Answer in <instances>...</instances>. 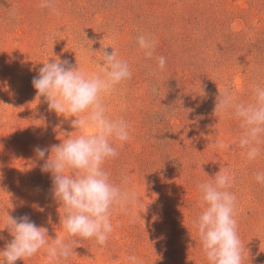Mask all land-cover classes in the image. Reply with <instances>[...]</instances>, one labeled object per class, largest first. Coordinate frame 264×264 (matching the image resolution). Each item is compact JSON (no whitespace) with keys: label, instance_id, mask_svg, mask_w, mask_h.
Segmentation results:
<instances>
[{"label":"rangeland","instance_id":"1","mask_svg":"<svg viewBox=\"0 0 264 264\" xmlns=\"http://www.w3.org/2000/svg\"><path fill=\"white\" fill-rule=\"evenodd\" d=\"M18 1L4 2L15 14L10 21L0 17V248L12 238L4 229L10 216L28 214L49 239L67 236L49 174V187L32 189L30 173L39 168L34 146L79 131L74 117L58 116L36 96L33 77L55 59L98 72L114 48L133 75L103 102L107 116L130 125V139L117 143L119 155L105 168L117 184L127 176L139 200L113 212L105 245L71 237L77 243L64 264H130L129 255L139 264H208L192 220L202 211L197 185L220 170L234 177L228 190L243 264H264V184L255 180L264 172V142L248 161L239 120L214 111L219 91L248 104L252 86L264 87V0H52L56 11L42 0ZM140 35L154 40L152 58L139 48ZM17 162L25 164L21 175ZM16 264H45L43 250Z\"/></svg>","mask_w":264,"mask_h":264},{"label":"clouds","instance_id":"2","mask_svg":"<svg viewBox=\"0 0 264 264\" xmlns=\"http://www.w3.org/2000/svg\"><path fill=\"white\" fill-rule=\"evenodd\" d=\"M41 6L56 11L52 0H42ZM137 43L145 57H153L154 40L140 35ZM102 61L99 71L89 74L66 59L48 60L33 77L36 96L43 97L48 110L58 116L74 117L70 120L71 127L79 131L59 144L33 148L36 165L50 176L51 198L64 210L60 225L67 236L49 239V229L38 226L28 214L10 216L4 229L12 238L0 248V264L25 261L41 250L45 264H64L77 243L71 237L94 238L98 246L105 245L113 232V212L135 206L139 200L128 186L127 176H122L117 184L105 168L107 161L119 155L117 143L122 146L130 139V125L122 118L107 116L103 100L133 73L128 61L118 58L114 48L111 53L104 51ZM157 61L158 68L163 70L166 58L159 56ZM252 94L254 102L245 104L237 102L230 90L219 91L214 109L221 113L229 111L239 120L243 129L239 145L248 161L256 160L261 152L259 145L264 142V87L254 84ZM210 177L197 185L202 211L193 218L192 226L208 264H243L235 219L236 196L228 190L234 177L221 170ZM255 180L264 184V172H257ZM0 240H5L2 234ZM127 259L130 264H139L135 255Z\"/></svg>","mask_w":264,"mask_h":264},{"label":"trees","instance_id":"3","mask_svg":"<svg viewBox=\"0 0 264 264\" xmlns=\"http://www.w3.org/2000/svg\"><path fill=\"white\" fill-rule=\"evenodd\" d=\"M8 1L12 2V0H8ZM19 1H18L17 4H21L22 3V2L19 3ZM4 2H7V0H0V17H2V18L5 17L6 18V21L8 22V21H10V19L13 16H15V14L12 15V13L10 12V10L3 8ZM17 19H18V17H17ZM0 36H1V34H0ZM34 136H35V138L34 137L30 138V141H31V144L32 145H34L35 142H37L38 139H36V137L37 138H40L39 135H34ZM39 163H43V161H41ZM17 165L19 166V170H20V171L18 170L19 173L17 172V174L18 175H21L22 172H23V169L22 168L24 167L25 164H22V163L17 162ZM109 170H113V169H108V171ZM30 174H31V176H30L31 177V179H30V185H29L30 188H32V189H36V188H38V189H44V188H47V187L50 186L47 175L46 174H43L40 171V168H37L35 171L31 170V173ZM113 174H115V173H113ZM113 181L115 182L114 178H113ZM36 191H40V190H36Z\"/></svg>","mask_w":264,"mask_h":264}]
</instances>
